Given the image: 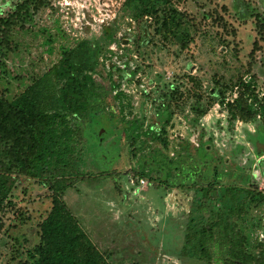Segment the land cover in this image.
<instances>
[{
	"label": "rangeland",
	"instance_id": "obj_1",
	"mask_svg": "<svg viewBox=\"0 0 264 264\" xmlns=\"http://www.w3.org/2000/svg\"><path fill=\"white\" fill-rule=\"evenodd\" d=\"M19 1L0 0V25ZM9 41L5 57L0 46L8 101L25 95L50 106L59 85L49 71L68 52L99 86L91 104L104 109L83 123L81 163L96 176L64 199L108 260L222 264L213 241L208 261L185 238L219 212L224 186L264 189V119L230 128L213 93L215 78L255 74L264 96V0H49ZM51 208L40 180L17 179L0 195V264H24Z\"/></svg>",
	"mask_w": 264,
	"mask_h": 264
},
{
	"label": "trees",
	"instance_id": "obj_2",
	"mask_svg": "<svg viewBox=\"0 0 264 264\" xmlns=\"http://www.w3.org/2000/svg\"><path fill=\"white\" fill-rule=\"evenodd\" d=\"M127 1L135 4L150 0ZM48 4L49 0H21L1 20L3 57L12 28L28 23ZM49 75L59 85L50 106L25 95L12 102L0 96V195L20 178L40 180L51 192L52 208L41 224L40 242L27 248L28 258L24 264H112L64 199L68 188L96 176L83 173L81 163L85 150L83 123L90 119L92 109L103 108L91 104L92 99L99 96V86L91 74L84 73L81 61L75 60L73 52L66 53L50 69ZM229 92L235 96L229 98ZM213 93L227 111L230 128L239 119L248 121L258 115L264 119V96L258 91L255 74L250 79L242 75L229 81L215 78ZM119 103L123 111V99ZM196 111L199 115L205 113L199 103ZM210 188L215 189V186L210 185ZM202 191L203 207L209 198V189ZM219 193L223 201L219 212L194 234L188 232L185 245L192 243L193 235L201 257L208 261L213 258L207 245L211 240L219 252H224L222 264H264V240L260 238L264 189L231 184Z\"/></svg>",
	"mask_w": 264,
	"mask_h": 264
},
{
	"label": "built area",
	"instance_id": "obj_3",
	"mask_svg": "<svg viewBox=\"0 0 264 264\" xmlns=\"http://www.w3.org/2000/svg\"><path fill=\"white\" fill-rule=\"evenodd\" d=\"M143 182H145V181L143 180Z\"/></svg>",
	"mask_w": 264,
	"mask_h": 264
}]
</instances>
